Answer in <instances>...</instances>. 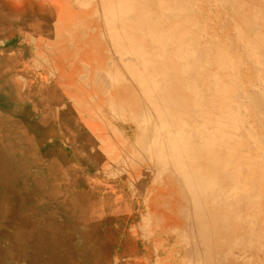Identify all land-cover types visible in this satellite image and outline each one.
Listing matches in <instances>:
<instances>
[{"label": "bare ground", "instance_id": "1", "mask_svg": "<svg viewBox=\"0 0 264 264\" xmlns=\"http://www.w3.org/2000/svg\"><path fill=\"white\" fill-rule=\"evenodd\" d=\"M260 30L264 0H0V264H141L151 215L185 256L206 232L246 248L264 229V154L234 152L264 124ZM243 103L252 122L230 140ZM147 164L169 207L150 200L118 233L111 181Z\"/></svg>", "mask_w": 264, "mask_h": 264}, {"label": "rangeland", "instance_id": "2", "mask_svg": "<svg viewBox=\"0 0 264 264\" xmlns=\"http://www.w3.org/2000/svg\"><path fill=\"white\" fill-rule=\"evenodd\" d=\"M232 27L233 26H230V28H229L230 29L229 34L235 35V33L236 32L238 33V31L233 30ZM231 32H233V33H231ZM217 34L220 35L218 29H217ZM236 35H238V34H236ZM263 36H264V31H262V30L253 31V33H251L252 39L257 38V37H263ZM239 37L241 38V41H240ZM242 37H243V35L237 36L238 43L239 44L241 43L240 46H243L244 43H246L245 39ZM250 40H251V38H249L248 41H250ZM255 48H256V53L253 54L251 52L253 56L254 55L257 56V53H258L256 45L253 46V50H255ZM245 56H247V54ZM244 62H241L242 63V65H240L241 68L238 69V73L240 76L239 85L244 84L245 80L248 79V74H250V72L248 70V66L243 67L244 70L242 69V66L246 65ZM259 62H260V64L264 63L263 60L258 59L257 63L259 64ZM263 68H264V64H263ZM246 74H247V78H246ZM242 81H243V83H242ZM254 85H255V87L258 86V88H259V90H257V92L264 90V86L260 87L261 85L259 83H257V82L254 84L252 83L253 87H254ZM239 87H240L241 93L242 92L251 93V90L253 88L252 87L251 90H249L250 92L248 90H247L248 92H245L246 91L245 86H243V87L239 86ZM241 87H242V89H241ZM255 87H254V89L256 92L257 87L256 88ZM254 89L252 90L253 92H254ZM246 106H247V104L243 103V106H241V110L243 111L246 109V111H247L249 109V107L247 109ZM243 107H246V108H243ZM245 112L243 111V113H245ZM250 112L248 113V111H247V114H245L246 119L249 118V120L248 119L245 120L244 115H243V117L242 116L238 117V118H240V121L237 120L238 118L234 119V121L232 122V123H234V124H232L234 128L228 129V131L231 134L233 131V134L228 135L229 133L227 131L226 137H230V140H232L233 138L236 139L234 137V135L236 133H238L237 132L238 131L237 126L239 128H240V126L242 127V125L245 123L244 121H246L247 123L249 122L248 123V126H249L250 122H252L251 120L253 117V116L248 117ZM252 113L250 115H252ZM242 119H244V120H242ZM261 121L263 122L264 120H261ZM237 122L240 124L238 125ZM252 124H255V122L253 121ZM261 124H262V126H261L262 130L260 129L259 123L257 125V128H256V125H252V126L250 125L249 127L246 125L250 129L253 128L252 129L253 131L249 130L247 127L246 128L248 130H246V129H244L245 131L243 130V133L245 132V135L247 134L246 135L247 137L246 136L238 137L239 138L238 141L240 143V146L234 152L235 154L245 153L251 157L254 154H256V152L261 153V151H262L261 154H264V143H262V142H264V140H263L264 139V127H263L264 124L263 123H261ZM258 127H259V129H258ZM256 129L259 131H257ZM247 131L248 132L250 131V133L248 134ZM252 132H253V134H252ZM256 132H257V135H256ZM260 134H261V136H260ZM253 135H254L255 139L252 138ZM232 136H233V138H232ZM249 136H251V138H249ZM258 136H259V138H258ZM262 137H263V139H262ZM260 138L263 140L262 142L260 141ZM248 139L254 140V141H252V142H254V144L252 142H248L249 141ZM257 139H258V142L263 144V146L261 145L262 146L261 149L258 148V146H256V145L260 144L257 142ZM249 143L250 144L252 143L253 146L250 145ZM148 166H150V167H148ZM152 166H153L152 164H147L140 171H136V173L129 174L130 176L128 175L126 179H123V181H127L124 183H121L122 181L120 179H117V178H115L114 180L112 179L111 183H113V185H114L113 187L118 191V194H119V198L116 196L117 204H120V205L125 204L126 205V207L124 208V211L121 212V213L125 212V214L123 215L122 219H119V222L117 221L116 229H118L117 230L118 233L123 231V230H126V229H129V231H130V229H133L134 227L139 228L140 226H138V225L143 220L150 217L148 215V211L146 209V206L150 200H153L155 202V205H157V209L159 211L162 209L166 210L169 207V204H170L169 202L171 199L170 197L174 191L173 185H171L168 182H165L166 179H163L165 176V173L161 174L158 172V170L156 171L153 169H150L149 170L150 173H149L148 169L151 168ZM156 177H157V179L158 178L159 179L158 180L155 179ZM127 183H128V186L126 185ZM155 197H157L156 200H155ZM159 211H157V212H159ZM149 219L151 221H148V223H146L145 225L143 224V226H142V231L144 232L143 236L144 235L145 236L137 239V241H138L137 246L139 247L138 256L142 260L141 264H161L163 262L166 264H182L181 260H184L185 264H264V237L260 239V242L254 240V237H256V236H259V237L264 236V229L258 230L252 234H248L249 245L246 248L236 246V248H233V249H223V250H215L214 248H212L214 245V241L218 240L220 238L219 237L217 238V236L214 234L211 235V234L206 232V233H204V237H203L202 241L205 245H209V246L206 247L205 250L201 249L200 247H196L195 248L196 250H195L194 248H192L191 246L188 245L189 248L186 247V256H185L182 253H180V251H179L180 247L177 244V243H179V241L175 240V244L172 241V239H171L172 232L168 228H166L164 226L162 227L161 217L158 215H155V216L151 215V218H149ZM150 222H155L157 224L155 226V229H157L156 232L153 230L154 228L152 226V223H150ZM114 229H115V227L113 228V231H111L112 229L110 230L111 234H114ZM150 234H156V237L152 236ZM196 237H198V235H196ZM148 238H151V240H148ZM199 239H201V237ZM198 241L201 244V241L200 240H198ZM184 244L185 243H183V247H182L183 249L185 248ZM253 244H254V247H256V249H254L252 247ZM203 247H205V246H203ZM193 252H194V254H193ZM240 256H241V258H240ZM124 264H130V261L125 260ZM131 264H135V263H131Z\"/></svg>", "mask_w": 264, "mask_h": 264}]
</instances>
